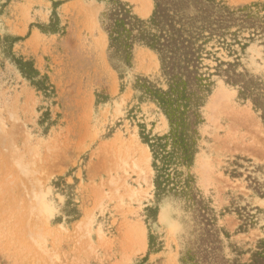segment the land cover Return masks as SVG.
Wrapping results in <instances>:
<instances>
[{"label": "rangeland", "instance_id": "374dc122", "mask_svg": "<svg viewBox=\"0 0 264 264\" xmlns=\"http://www.w3.org/2000/svg\"><path fill=\"white\" fill-rule=\"evenodd\" d=\"M122 1L142 19L152 14L153 0L148 17L142 0ZM106 6L0 0V264H182L195 238H208L183 200L155 198L140 132L161 136L168 124L136 83L154 80L159 61L142 46L128 62L101 46ZM245 44L237 72L264 86V38ZM204 63L214 73L216 62ZM202 114L189 172L216 214L219 253L245 263L264 240V124L217 75Z\"/></svg>", "mask_w": 264, "mask_h": 264}, {"label": "trees", "instance_id": "16d2710c", "mask_svg": "<svg viewBox=\"0 0 264 264\" xmlns=\"http://www.w3.org/2000/svg\"><path fill=\"white\" fill-rule=\"evenodd\" d=\"M107 6L101 25L107 36L108 50L130 61L136 46L153 51L159 61V75L138 78L136 88L154 103L165 117L168 131L159 136L140 137L149 147L154 171V195L172 194L184 201L187 209L204 228L208 238H195L182 254V264H264V240L257 242L247 262L227 259L220 252L219 231L214 210L196 186L189 172L199 152L200 126L204 123L202 108L215 75L238 88V98L250 100L264 124V86L240 66L237 49L246 41L264 38V2L233 8L222 0H153L149 18L142 19L122 0H99ZM263 13V15L261 14ZM245 33L248 37H242ZM224 49L233 62H223L216 55ZM214 60V73L204 63ZM143 130V127H141ZM186 170V171H184ZM155 209H148L154 214ZM243 230L249 214L240 215ZM147 258L141 260L145 263Z\"/></svg>", "mask_w": 264, "mask_h": 264}, {"label": "bare ground", "instance_id": "6f19581e", "mask_svg": "<svg viewBox=\"0 0 264 264\" xmlns=\"http://www.w3.org/2000/svg\"><path fill=\"white\" fill-rule=\"evenodd\" d=\"M141 1V0H140ZM151 10H152V5H151V1L150 0H142L141 1V9L139 10V12H140V15L142 16V17H148L149 15H150V13H151ZM100 40H101V46H106V43H107V39H106V35L103 33V32H101V35H100V38H99ZM100 40H98V41H100ZM100 44V43H99ZM148 51V50H147ZM148 52H150V51H148ZM151 53V52H150ZM151 55L153 56V58L155 59V61H156V65L158 66V61H157V58H156V56L153 54V53H151ZM2 133V128H1V122H0V134ZM4 138V137H3ZM4 140V139H3ZM1 144V143H0ZM10 144V143H9ZM0 146H2V145H0ZM3 149V148H2ZM9 149V148H8ZM11 150V149H10ZM12 152V151H11ZM148 152V151H147ZM149 154V153H148ZM9 157V156H8ZM13 158V157H12ZM8 159V158H7ZM9 160V159H8Z\"/></svg>", "mask_w": 264, "mask_h": 264}]
</instances>
